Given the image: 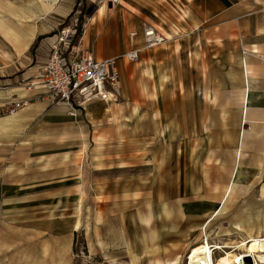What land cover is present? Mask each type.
I'll use <instances>...</instances> for the list:
<instances>
[{
	"label": "rangeland",
	"instance_id": "rangeland-1",
	"mask_svg": "<svg viewBox=\"0 0 264 264\" xmlns=\"http://www.w3.org/2000/svg\"><path fill=\"white\" fill-rule=\"evenodd\" d=\"M30 2L0 0V6L25 8ZM57 6L59 14L65 11L67 15H49L39 20L47 24L58 18L62 24L56 26L52 33H56L61 26L76 24L77 27L80 15L83 17V28L86 20L93 15L95 6H98V0L92 3L76 0L73 6L70 0H58ZM36 23L38 26V19ZM81 37L82 33L79 36L75 34L73 43H80ZM39 40L37 32V37L28 48L17 54L14 46L0 34V117L8 115L7 105L15 99L23 102L20 109L26 103L45 104L44 111L26 121L21 131L0 136V232L5 240L17 241L20 238L19 228H26L27 259L29 261L37 254L38 264H51L46 259L52 262L58 260L59 264H134L130 252L139 257L137 264H187L189 254L204 243L218 247L228 245L231 248L213 251L214 264H218L221 259H226L225 253L245 251L242 247L251 241L248 236L256 237L259 227L264 225V160L259 167L253 165L252 161H241L244 174L240 176L233 202L209 220L205 226L208 238L206 235L201 238L199 225L205 217H197L201 211L199 208H214L215 204L201 203L197 197L209 196L210 185H223L228 181L235 158V145L210 142V132L203 130L202 137L197 138L201 139L199 143L181 145L184 159H174V148L178 145H170V160H163L164 150L166 157L169 155V145L165 148L166 145L156 142L155 136L159 135L160 128H156L152 121H140L133 130L128 123L125 129L116 131V136H112V132L100 134L102 129L92 132L81 120L70 116L72 111L62 110L68 106L52 100L43 92V88L34 89L35 86H32V83L39 82L38 60L35 58ZM232 51L240 56L241 49L238 47ZM230 53L228 50L226 55ZM121 56L119 58L123 59ZM219 67L220 71L227 72L230 65L220 64ZM220 83L226 86L228 81L225 76L220 77ZM20 87L26 88V96L11 97L10 92ZM219 99L221 105L227 103L230 97L220 94ZM9 117H15V120L8 123L5 122L6 118L0 119V129H19L20 114ZM226 117L220 125V134L225 140L230 130V112L226 113ZM97 137L102 139L100 144L96 142ZM94 155L98 159L93 160ZM145 163L152 166H145ZM155 163L164 171L171 172L164 176L165 180L160 176L162 190L148 191L142 188L137 193H121L125 185L143 180L149 184ZM106 166L111 169L97 170ZM118 166L125 168L117 169ZM175 171L180 174L175 175ZM204 171L208 172L207 181ZM196 188L199 190L194 191ZM159 195L170 201L168 218L161 214V208L157 206ZM149 203L150 209L147 208ZM149 210L153 216L150 225L146 227L142 223L135 229L134 215L138 211V215L143 217ZM248 217L253 218L248 235L234 230V224ZM256 217L262 219L255 221ZM97 218L100 222L111 220L116 228L117 245L109 251L98 247L90 232L86 233L83 228L89 220L93 225ZM76 224L79 226L74 229ZM73 229L74 239L67 257L65 237ZM106 231L103 224L100 229L103 237ZM119 231H122V239L119 238ZM151 233L156 234L153 241L150 239ZM261 235L264 237V229ZM153 244L158 250L148 251L146 255L144 247L152 250ZM44 251L55 252L45 256Z\"/></svg>",
	"mask_w": 264,
	"mask_h": 264
},
{
	"label": "crops",
	"instance_id": "crops-1",
	"mask_svg": "<svg viewBox=\"0 0 264 264\" xmlns=\"http://www.w3.org/2000/svg\"><path fill=\"white\" fill-rule=\"evenodd\" d=\"M75 1L70 0V5L73 6ZM86 1L92 3L96 0ZM57 2L58 0H31L25 8L0 6V34L14 46L17 54L28 48L37 37V32L41 40L52 37L54 28L62 24L59 19L50 20L47 24L39 20L49 15L66 16L65 11L59 14ZM144 23L153 25L163 36L164 42L154 48L141 49L139 61L136 63H129L120 58L117 60L121 85V97L118 99L120 101H95L83 108L72 110L70 107H63L62 110L72 111L70 116L81 120L92 132L102 129L100 134L103 135L112 132V136H116L128 123L133 130L134 125L140 121H152L156 128H160L159 135L155 136L156 142L166 145L165 148L169 145V155L166 157L164 150L163 160H170V145H178L174 148L173 158L180 160L181 153H184L181 145L199 143L201 139L197 138L202 137L203 130L210 132V142L234 144L235 158L228 181L223 185H210L209 196L197 197L201 203L215 204L214 208H199L201 211L197 215L200 218L205 217L199 228L201 238L204 235L208 238L205 232L206 224L211 218L222 213L235 198L240 176L244 174L242 164L248 160L259 167L264 160V0H121L118 5L98 3L93 15L84 23L80 47L97 61L119 57L131 48V32L137 33L134 44L137 47L142 46L141 30ZM42 35L46 36L41 38ZM236 47L241 49L240 56H236L232 51ZM228 50L231 53L226 55ZM37 60L39 67L43 61L40 53ZM220 64L230 65L226 69L227 72L220 71ZM223 76L228 81L226 86L220 83V77ZM34 86V89L42 88L36 84ZM10 94L11 97H24L27 90L20 87L12 90ZM220 94L230 97L227 103L220 105ZM44 108L43 103L27 104L17 112L20 114L17 124L19 129H0V136L21 131L25 122L44 111ZM229 112L230 130L227 131L225 140L220 134V125L224 123L226 113ZM9 116L0 119L6 118L5 122L8 123L15 120V117ZM96 142L100 144L102 139L97 137ZM92 158L98 159L95 155ZM145 166L152 164L145 163ZM116 168L122 169L125 166ZM110 169V166H106L97 170ZM153 169L149 184L143 180L144 182L125 185L121 188V193H137L142 188L148 191L162 190L160 176L165 180L164 176L170 175L171 172L164 171L157 163L153 165ZM179 171H175V175L180 174ZM203 174L207 181L208 172L204 171ZM168 186L170 189V183ZM198 190L199 188H196L194 191ZM157 203L161 214L165 218L170 217V201L159 195ZM147 208H151L150 203ZM152 217L150 210L143 217H140L137 211L134 215V228L138 229L142 223L146 227L149 226ZM252 219L248 217L234 224V230L248 235ZM257 219L262 218L256 217L254 220ZM86 223L83 228L86 233L90 232L98 247L109 251L117 245V231L111 220L100 222L97 218L93 225L90 220ZM103 224L107 230L104 237L100 232ZM78 226L76 224L73 227L76 229ZM74 229L65 237L67 257L74 239ZM263 229L264 225L259 227L256 237L248 238L251 241L264 240L261 235ZM19 230L20 238L17 241L5 240L4 234L0 232V264H38L37 254L28 261L26 228ZM119 238L122 239V231H119ZM155 238L156 234L151 233V241ZM204 244L197 248L198 252L204 248ZM151 248L152 250H148L144 247L146 255L149 254L148 251L158 250L154 244ZM222 248L231 247L224 245L220 249ZM89 249L92 251L93 247L90 245ZM127 249L133 251L128 247ZM53 252L55 251H44V255L51 256ZM130 254L134 264H137L139 257L133 252ZM47 260L51 264H59L58 260L45 261Z\"/></svg>",
	"mask_w": 264,
	"mask_h": 264
},
{
	"label": "built area",
	"instance_id": "built-area-1",
	"mask_svg": "<svg viewBox=\"0 0 264 264\" xmlns=\"http://www.w3.org/2000/svg\"><path fill=\"white\" fill-rule=\"evenodd\" d=\"M120 2L121 0H98L99 4L118 5ZM75 33L76 24L61 26L52 37L38 42L35 56L38 59L37 56L40 53L43 61L38 67L37 78L45 94L72 110L78 107L83 108L95 101H118L121 97L117 69L119 57L100 61L93 59L88 51L81 49L80 43H73ZM141 34V47L134 44L137 33L129 34L131 48L121 56L129 63L139 61L141 49H150L164 42L163 36L149 23L143 24ZM22 106V101L13 100L7 105L6 112L12 115ZM243 256H241V262L248 264L244 262ZM250 258L251 264H254V258Z\"/></svg>",
	"mask_w": 264,
	"mask_h": 264
},
{
	"label": "bare ground",
	"instance_id": "bare-ground-1",
	"mask_svg": "<svg viewBox=\"0 0 264 264\" xmlns=\"http://www.w3.org/2000/svg\"><path fill=\"white\" fill-rule=\"evenodd\" d=\"M103 6H105V4H103ZM36 85L42 87L39 82ZM32 86H34L33 83H32ZM27 104L28 103H26L25 106H27ZM220 248L221 247L212 246L210 244L205 243L204 248L200 252H194L195 250L194 249L191 255L189 254V256L187 257L188 264H214L215 261L212 257L213 251L220 249ZM242 248L245 249V251H239L240 253H235L236 251H231V253H228V254L225 253V255H227L225 257L226 259L224 260L221 259L218 264H243L241 262L242 255H244L243 257H246V256L253 257L254 264H264V240L256 239V240L250 241L249 243H245Z\"/></svg>",
	"mask_w": 264,
	"mask_h": 264
},
{
	"label": "trees",
	"instance_id": "trees-1",
	"mask_svg": "<svg viewBox=\"0 0 264 264\" xmlns=\"http://www.w3.org/2000/svg\"><path fill=\"white\" fill-rule=\"evenodd\" d=\"M82 18H83L82 15H80L79 18H78V22H80V23H79V24L77 25V27H76V33H75L76 36H79V35H81V33H82V24H81L82 21H83ZM38 39H39V38H38Z\"/></svg>",
	"mask_w": 264,
	"mask_h": 264
},
{
	"label": "water",
	"instance_id": "water-1",
	"mask_svg": "<svg viewBox=\"0 0 264 264\" xmlns=\"http://www.w3.org/2000/svg\"><path fill=\"white\" fill-rule=\"evenodd\" d=\"M244 262L251 264V258L249 256L244 257Z\"/></svg>",
	"mask_w": 264,
	"mask_h": 264
}]
</instances>
